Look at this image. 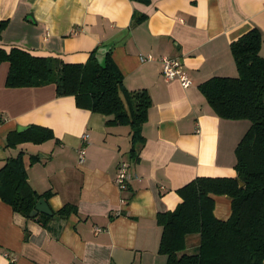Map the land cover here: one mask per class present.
<instances>
[{"label":"crops","instance_id":"obj_1","mask_svg":"<svg viewBox=\"0 0 264 264\" xmlns=\"http://www.w3.org/2000/svg\"><path fill=\"white\" fill-rule=\"evenodd\" d=\"M1 21L0 46L63 62H85L108 45L125 88L146 91L151 104L138 129L108 122L73 95H57L54 83L6 85L8 62H0V168L23 151L28 180L49 191L52 211L42 224L0 198V264H166L158 214L174 210L178 189L197 176H236L235 148L251 122L216 114L199 84L238 75L230 43L252 27L264 38V0H0ZM148 52L155 58L140 62ZM163 55L180 58L188 87L162 76ZM31 125L53 137L19 141L28 127H17ZM122 160L131 173L125 189L115 183ZM212 197L214 215L228 218L231 198ZM64 204L73 206L66 216L56 213ZM189 239L195 250L198 236H186V250Z\"/></svg>","mask_w":264,"mask_h":264},{"label":"trees","instance_id":"obj_2","mask_svg":"<svg viewBox=\"0 0 264 264\" xmlns=\"http://www.w3.org/2000/svg\"><path fill=\"white\" fill-rule=\"evenodd\" d=\"M5 23L1 21L0 28ZM262 41L256 27L243 33L230 43L238 75L213 76L199 84L216 114L247 118L251 123L235 148L236 176H197L178 189L181 201L174 210L158 214L162 226L159 252L166 255V264H264V56L259 54ZM96 50L85 62H63L20 46H0V62H8L6 85L10 87L54 83L57 95H73L79 107L110 115L108 122H128L138 129L151 104L148 93L128 91L110 51L101 66ZM18 135L19 141L38 142L53 137V132L45 126L31 125ZM36 160V155L29 156L30 163ZM48 193H38L30 184L23 151L8 157L0 168V198L13 211L29 217L37 200ZM212 194L231 198L228 218L214 215ZM72 209V205L64 204L56 213L66 216ZM40 215L43 218H38ZM32 218L44 224L50 217L39 213ZM193 234L198 236V243L195 250L188 252L186 236Z\"/></svg>","mask_w":264,"mask_h":264},{"label":"built area","instance_id":"obj_3","mask_svg":"<svg viewBox=\"0 0 264 264\" xmlns=\"http://www.w3.org/2000/svg\"><path fill=\"white\" fill-rule=\"evenodd\" d=\"M155 56L151 53H139L138 59L140 62L151 61ZM160 69L162 76L166 79L176 78L183 87H188L191 83V79L187 71L183 68L182 62L178 57L160 56L159 57ZM82 142L78 148L77 156L79 163H82L85 159L86 144L88 143V133L84 132L81 135ZM127 161L122 160L118 163L115 173V183L118 188L125 189L131 178V173L128 168ZM125 200L122 198L121 202Z\"/></svg>","mask_w":264,"mask_h":264},{"label":"water","instance_id":"obj_4","mask_svg":"<svg viewBox=\"0 0 264 264\" xmlns=\"http://www.w3.org/2000/svg\"><path fill=\"white\" fill-rule=\"evenodd\" d=\"M109 48L110 47L108 45H105V46L98 47L97 50H96L95 57H96L98 63L101 66H104L106 55H107V53L109 51ZM26 127H28V126H18L17 129H18V131H21V130L25 129ZM239 185L242 186L243 182L240 181ZM39 212L40 213L49 214V215L52 214V211L48 207V204H47L46 200L43 197H41V198H39L37 200V202L35 203L34 208L29 213V216L30 217L31 216H35Z\"/></svg>","mask_w":264,"mask_h":264},{"label":"rangeland","instance_id":"obj_5","mask_svg":"<svg viewBox=\"0 0 264 264\" xmlns=\"http://www.w3.org/2000/svg\"><path fill=\"white\" fill-rule=\"evenodd\" d=\"M191 240H192V239H189V240H188V246H187V248H188V249H187L188 252H192V251H193L192 248H191V247H192V246H191Z\"/></svg>","mask_w":264,"mask_h":264}]
</instances>
